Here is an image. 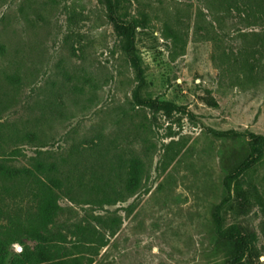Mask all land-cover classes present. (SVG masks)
Returning <instances> with one entry per match:
<instances>
[{"label":"rangeland","instance_id":"1","mask_svg":"<svg viewBox=\"0 0 264 264\" xmlns=\"http://www.w3.org/2000/svg\"><path fill=\"white\" fill-rule=\"evenodd\" d=\"M119 14L132 39L107 0H0V99L10 100L0 159L54 165L62 182L40 240L26 230L33 195L0 181V264H65L87 253L94 229L109 240L92 264H264V154L224 201L249 134L264 135V13L231 0H120ZM134 157L145 166L138 193L112 204L91 191L96 180L122 190ZM221 204L223 230L247 238L241 260L218 233Z\"/></svg>","mask_w":264,"mask_h":264},{"label":"trees","instance_id":"2","mask_svg":"<svg viewBox=\"0 0 264 264\" xmlns=\"http://www.w3.org/2000/svg\"><path fill=\"white\" fill-rule=\"evenodd\" d=\"M233 3H243L245 4L249 10L253 8H257L259 12L264 13V0H231ZM209 6L213 9L215 8V4L210 1L208 2ZM119 4L120 0H107V10L109 15L111 16L112 21L118 28L125 29V35L132 39L133 33L130 32L132 30L131 24L127 27L124 22L120 19L119 14ZM128 30V31H126ZM131 60L138 66L139 72L137 73L139 79L142 78L141 69L139 67L140 62L138 57L133 54ZM11 82L18 83L20 82V78L16 77ZM13 87L17 88L15 84H12ZM10 100H2L0 99V105L6 104ZM1 111V110H0ZM234 133V131H220L218 134L222 135H230ZM235 134H240L236 132ZM15 135H20V132H14L8 134V139L13 138ZM0 135V142L4 137ZM5 137L7 135H4ZM26 137H29L32 140L37 139V136L33 132H27L25 134ZM250 154L244 162L232 169L225 178V186L228 192V196L224 199V201H229L232 197V191L235 181L238 179L239 173L250 165L254 164L261 158L264 154V135L250 133ZM2 138V139H1ZM55 170V166L46 165L43 162H36L31 167L27 166H16L14 164L8 163L2 158L0 159V181L10 185H15L17 182L21 181L24 185V189L30 192L34 197V212L28 218V229L27 232L29 235L36 237L40 240H47V237L44 231L47 229L48 225L53 221L57 211L59 210V203L55 196V187L61 186L62 182L54 177L53 171ZM145 177V166L141 158L134 157L133 160L129 163V167L126 172V178L123 183L122 190L116 191V189L109 184L106 183L100 184L98 180L94 182L89 188L91 191L102 192L104 196H106L107 203L115 204L119 200H124L127 197H131L134 194L138 193L143 186V179ZM110 191V192H109ZM115 194L116 197L111 196ZM0 199V204H1ZM3 207L0 205V210ZM221 206H219L216 210V220H217V229L220 235V238L227 239L230 241L237 242L234 251L235 260H241L244 257L245 250L248 247L247 238L242 236V234L237 230L233 229L231 232L226 233L222 228V218H221ZM103 218V217H102ZM108 221L104 220L105 226L111 231L115 233L122 223V219L114 216L112 218H108ZM103 220V219H102ZM109 238L102 233L96 231L94 229L93 232L88 233L86 237L87 242V253L84 254L82 252L73 253L70 259L63 261L65 264H92L93 257L98 253V249L104 247L108 244ZM75 247H82V244L75 245ZM233 257V258H234Z\"/></svg>","mask_w":264,"mask_h":264}]
</instances>
